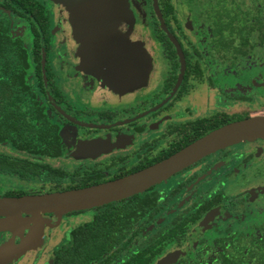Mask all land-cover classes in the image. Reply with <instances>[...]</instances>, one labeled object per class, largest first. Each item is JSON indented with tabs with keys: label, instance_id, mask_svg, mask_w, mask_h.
Returning a JSON list of instances; mask_svg holds the SVG:
<instances>
[{
	"label": "flooded vegetation",
	"instance_id": "obj_1",
	"mask_svg": "<svg viewBox=\"0 0 264 264\" xmlns=\"http://www.w3.org/2000/svg\"><path fill=\"white\" fill-rule=\"evenodd\" d=\"M49 2L54 14H50ZM80 2L76 0V28L80 24L82 32ZM23 3L31 4L30 10ZM126 3L127 14L101 50L90 49L86 39L84 46L78 45L76 33V60L69 64L71 33L59 4L0 0V38H21L28 45L35 38L39 40L43 91L30 76L29 100L39 102L57 125L52 155L20 152L12 144L0 142L1 148L12 151V155L1 151L0 155L25 159L41 168V174L28 178L0 175L50 185L47 193L84 188L155 165L225 124L264 116V0ZM35 11L45 23L41 29ZM57 19L63 32L54 35ZM85 36L83 32L79 39ZM136 37L140 41L128 47L129 39ZM137 46L150 61L146 79L134 83L116 80L119 61ZM52 49L55 53L51 55ZM122 51L125 53L119 56ZM46 70L53 75L58 95L52 92ZM68 98L76 101V119L61 108L64 103L69 108L73 105ZM238 143L202 157L142 192L65 214L93 212L76 221V264H258L256 245L264 233V221L246 230H239L237 223L256 202L264 203V182L244 189L240 182H230L249 172V181L255 180L252 173L264 170V137L253 138L234 150ZM50 161L88 168L86 173L76 171V183L62 185L67 173ZM257 179L254 184L261 180ZM8 193L41 194L7 189L0 191V196ZM236 207H242L241 211ZM129 209L134 212L131 219H125ZM106 210L111 212V220L122 217L126 222L109 224L108 229L119 232L113 239L98 240L106 245L100 255L79 257L83 236L88 240L103 236L101 232H83L85 224ZM11 233L0 231V246L19 243V237ZM66 243L65 238L46 256L39 252L19 258L1 255L0 264H55L53 251ZM7 259L12 261L6 263Z\"/></svg>",
	"mask_w": 264,
	"mask_h": 264
},
{
	"label": "water",
	"instance_id": "obj_2",
	"mask_svg": "<svg viewBox=\"0 0 264 264\" xmlns=\"http://www.w3.org/2000/svg\"><path fill=\"white\" fill-rule=\"evenodd\" d=\"M66 1V5L76 7V0ZM119 1L81 0L79 7L82 23L85 25L84 32L86 36L84 39L88 40L87 42L93 46L90 49L101 50L100 48L105 45L113 35L115 28L123 20V16L127 14L126 0H122L125 10L121 8ZM108 9L115 10L114 13H111L112 18L110 17L106 21L104 29L96 31L94 28L99 25L100 21L104 20L102 14ZM141 49V46L132 48L119 61L114 71L116 80L134 83L146 79L150 69V61L147 56L144 57L140 52ZM133 56H139L142 60L140 62L134 61ZM257 137H264V116H253L225 124L155 165L120 179L60 192L14 197L0 196V217L3 218L0 220V230L11 229L16 232V225L23 227L29 222L37 223L45 214L65 215L127 198L146 190L156 183L167 180L174 173L210 153L243 140ZM9 245L5 246L2 250L3 253L5 250L10 251Z\"/></svg>",
	"mask_w": 264,
	"mask_h": 264
},
{
	"label": "trees",
	"instance_id": "obj_3",
	"mask_svg": "<svg viewBox=\"0 0 264 264\" xmlns=\"http://www.w3.org/2000/svg\"><path fill=\"white\" fill-rule=\"evenodd\" d=\"M23 7L27 9L31 7V4L23 3ZM36 12L39 11H35L33 14L41 29L45 23L44 20L42 21L41 15L35 14ZM32 31L33 33L37 32L34 28ZM28 43L27 40L21 38H0V142L10 143L20 152L30 151L40 155L49 152L52 155L54 153L50 151L57 142V125L51 115L44 112V108L39 105V102L29 100L30 76H33L43 91L39 40L35 38L30 45ZM46 78L52 92L58 95L53 85V75L48 70H46ZM31 95L35 98V89ZM0 172L16 175L19 178H28L42 173L41 168L34 164L30 165L25 159H13L5 155H0ZM6 196H14V194L8 193ZM133 212V209H129V215L125 219H131L130 216ZM109 213L111 212L107 210L102 211L92 221L85 224L86 228L82 230L83 232H87V234L101 232L103 236L89 240L83 236L79 245L81 249L79 257L87 259L100 255L101 251L106 250V245L104 246V243L100 245L98 240L106 241L117 236L119 231L108 229L109 224L125 223L126 220L122 217L111 220ZM66 240L68 243L53 251L56 258L55 264H76V253L78 254L76 225L70 228ZM86 243L90 245V248L84 245ZM92 247L94 248L92 249ZM256 250L257 263L264 264V233L258 238Z\"/></svg>",
	"mask_w": 264,
	"mask_h": 264
},
{
	"label": "rangeland",
	"instance_id": "obj_4",
	"mask_svg": "<svg viewBox=\"0 0 264 264\" xmlns=\"http://www.w3.org/2000/svg\"><path fill=\"white\" fill-rule=\"evenodd\" d=\"M53 1L54 4H59L60 9L62 10L64 14V20L68 22V28L71 33L70 35V44L68 45V49L70 52V60L71 62H67L69 64H72L73 61L76 60V33H77V44L84 46L85 39H79L80 34L83 35V32L85 31V25L82 24V32L80 30V24L76 28V7L73 5H64L61 6V2H65L66 0H50ZM120 6L123 10H125V5L122 2V0L119 1ZM50 5V14H54V11L52 10V3L49 2ZM115 10H105L104 13L102 14V18L104 20L99 22V25H97L96 31L102 30L106 27L105 23L107 20L112 18V14L114 13ZM132 14V12H131ZM133 16V15H131ZM63 21V18H62ZM56 23V24H55ZM58 24V19L54 20V25H53V30H54V35L56 32H63L60 30ZM66 30V29H65ZM56 38V36H54ZM137 38V37H136ZM139 40L138 38H132L129 39L128 41V47L134 46L132 43L136 42ZM140 41V40H139ZM55 42V41H54ZM60 42V41H59ZM59 42L57 44H59ZM54 47V46H53ZM79 47V46H78ZM59 49L62 50L61 46L58 47ZM52 55V53H55L54 50L52 49L49 51ZM65 52V50H64ZM69 53V52H68ZM124 54L125 51H122L120 55ZM75 57V58H74ZM64 66V65H63ZM76 69V68H75ZM76 72V70H75ZM58 78V75L56 76ZM59 79V78H58ZM57 79V80H58ZM69 103H73V105H70L71 107H67L66 104L64 103L62 105L63 112L68 113L71 116H74V119H76V107L74 106L76 104V101L73 98H68L67 100ZM226 101V99H225ZM220 102V101H219ZM45 103L49 104V101H46ZM221 103V102H220ZM50 105V104H49ZM69 105V104H68ZM232 105V104H230ZM228 109V107H226ZM256 115H260V112L258 110L255 111ZM62 118V117H61ZM251 139L243 140L239 142L237 145L234 146V150H238V146L242 145V143L247 142ZM253 140V139H252ZM232 149V148H231ZM0 151L2 153H6L9 155H12V151L10 148H1ZM231 151V150H228ZM46 161V160H45ZM52 165L59 166V168L64 169V171L67 173V179L62 181V185L66 184H74L76 183V171H78L79 174L81 173H86L85 168L87 169L88 167H76V164L68 161H61V162H51ZM250 172L243 173L240 177L234 178L230 183L233 182H240V185H243V188H247L250 186H254L257 183L264 182V170L259 169L257 172L252 173V177L255 178L249 181V176ZM257 178H261L258 182L254 184V181H257ZM245 181V182H244ZM248 181V182H247ZM61 185V186H62ZM228 186L227 184L225 185ZM7 189H23V190H32V191H39L41 194L47 193L49 189H52L50 185H42L37 182H30V181H21L13 177L9 176H4L0 175V191H5ZM241 189V190H242ZM226 191H228L226 189ZM230 192V191H228ZM237 193V191L235 192ZM264 203L261 201L256 202V204L252 205L253 207L251 208L250 213H248L246 216H244L243 220L240 223H237L239 226L237 227L239 230H246L252 227L253 225L256 224H261L264 221ZM239 208V207H236ZM242 207L237 209L236 211L239 212L241 211ZM93 212L90 210L78 213V214H71V215H49V216H44L40 221L36 222H29L26 223L23 227L20 225H16L17 231L12 232L13 236H18L19 237V243L11 242L8 248L10 249L11 254L7 253L4 254L2 250L5 248V246H8V243H4L2 246H0V255H4L5 258L9 257H16L19 258L21 256H24L26 254H39L40 256H46L49 255L50 251L61 241L65 240L66 238V233L68 229L72 226L76 225V221H79L81 219H85L89 217ZM3 219L2 217L0 220ZM6 230V229H5ZM8 230V229H7ZM45 246V248H44ZM43 247V249H42ZM8 250H5V252ZM39 252V253H38ZM6 263L11 262V260L7 259L4 260ZM3 261V262H4Z\"/></svg>",
	"mask_w": 264,
	"mask_h": 264
},
{
	"label": "crops",
	"instance_id": "obj_5",
	"mask_svg": "<svg viewBox=\"0 0 264 264\" xmlns=\"http://www.w3.org/2000/svg\"><path fill=\"white\" fill-rule=\"evenodd\" d=\"M88 47H89V48H93V46H91L89 43H88ZM95 49H96V48H95ZM6 230H7V229H6ZM0 231H5V229L0 230ZM8 231L13 232L11 229H8Z\"/></svg>",
	"mask_w": 264,
	"mask_h": 264
}]
</instances>
